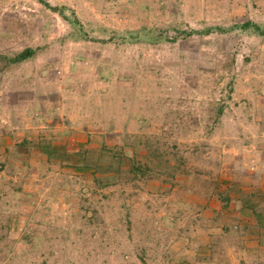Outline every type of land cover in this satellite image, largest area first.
I'll return each mask as SVG.
<instances>
[{"label":"rangeland","instance_id":"374dc122","mask_svg":"<svg viewBox=\"0 0 264 264\" xmlns=\"http://www.w3.org/2000/svg\"><path fill=\"white\" fill-rule=\"evenodd\" d=\"M263 175L264 0H0V264H186Z\"/></svg>","mask_w":264,"mask_h":264},{"label":"crops","instance_id":"0c3cea01","mask_svg":"<svg viewBox=\"0 0 264 264\" xmlns=\"http://www.w3.org/2000/svg\"><path fill=\"white\" fill-rule=\"evenodd\" d=\"M261 184L264 185V175ZM258 203L259 201H250V204L245 206H236L237 216H243L235 220L234 227L238 229L237 227L244 226L245 229L240 240L233 241L230 247L228 245L219 248L209 244V247L189 252L187 257L183 258L189 261L186 264H264V204ZM227 235H230V232ZM210 238L212 237L209 236ZM202 239L204 241V238ZM205 242H208V238H205Z\"/></svg>","mask_w":264,"mask_h":264},{"label":"trees","instance_id":"16d2710c","mask_svg":"<svg viewBox=\"0 0 264 264\" xmlns=\"http://www.w3.org/2000/svg\"><path fill=\"white\" fill-rule=\"evenodd\" d=\"M28 52H30V53H31L32 51H31V50H28Z\"/></svg>","mask_w":264,"mask_h":264}]
</instances>
